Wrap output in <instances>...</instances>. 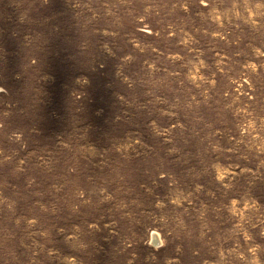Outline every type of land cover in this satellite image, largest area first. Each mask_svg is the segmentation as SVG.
Returning a JSON list of instances; mask_svg holds the SVG:
<instances>
[{
    "label": "rangeland",
    "instance_id": "rangeland-1",
    "mask_svg": "<svg viewBox=\"0 0 264 264\" xmlns=\"http://www.w3.org/2000/svg\"><path fill=\"white\" fill-rule=\"evenodd\" d=\"M0 264H264V0H0Z\"/></svg>",
    "mask_w": 264,
    "mask_h": 264
},
{
    "label": "built area",
    "instance_id": "built-area-1",
    "mask_svg": "<svg viewBox=\"0 0 264 264\" xmlns=\"http://www.w3.org/2000/svg\"><path fill=\"white\" fill-rule=\"evenodd\" d=\"M156 242V240L154 241V243Z\"/></svg>",
    "mask_w": 264,
    "mask_h": 264
}]
</instances>
